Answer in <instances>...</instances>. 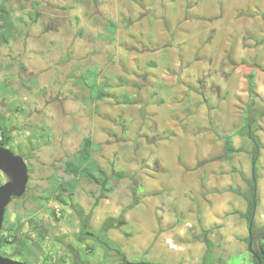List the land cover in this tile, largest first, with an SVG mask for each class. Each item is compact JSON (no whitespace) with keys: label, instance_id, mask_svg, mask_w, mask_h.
<instances>
[{"label":"rangeland","instance_id":"1","mask_svg":"<svg viewBox=\"0 0 264 264\" xmlns=\"http://www.w3.org/2000/svg\"><path fill=\"white\" fill-rule=\"evenodd\" d=\"M8 6L15 26L0 45V83L11 91L0 97V130L30 178L7 209L12 221L33 211L48 229L42 237L24 225L34 246L30 264H113L124 261L118 249L125 261L204 264L207 245L198 237L211 228L213 264H256L244 216L250 201L242 194L256 187L255 222L263 226L264 117L251 118L257 143L236 136L243 151L232 162L220 157L223 137L244 124L252 72L261 98L255 106L264 110V0ZM111 19L118 29L106 40ZM92 66L110 84L103 101L90 102L80 84ZM88 135L102 143L100 164L125 177L98 205V188L86 181L66 203L42 204L54 173L59 182L75 179L64 164ZM254 176L256 186L248 183ZM7 180L0 170V185ZM261 238L253 240L257 252ZM0 253L25 260L15 243Z\"/></svg>","mask_w":264,"mask_h":264},{"label":"trees","instance_id":"2","mask_svg":"<svg viewBox=\"0 0 264 264\" xmlns=\"http://www.w3.org/2000/svg\"><path fill=\"white\" fill-rule=\"evenodd\" d=\"M74 1H94L97 3L100 0ZM14 26L15 23L9 10L8 0H2L0 3V45L9 44L10 39L13 36ZM117 29V21L111 19L107 25L108 34H104L101 37L106 40H112L117 32ZM248 78L251 98L243 117L244 124L223 137L224 148L223 154L220 158L224 161L232 162L236 154L243 151L242 147H237L235 145L234 139L236 136H248L254 143H257V139L252 129L251 118L264 117V110L255 106L257 100L261 99L258 98L259 94L256 87L255 73L252 72ZM32 83L34 86L39 87V82L37 79H32ZM80 84L84 89L88 90V99L90 102L103 101L109 98L111 95L109 91L110 84L107 81L100 79V71L97 66L89 67L82 73ZM10 91L11 86L9 84L0 83V97L6 96ZM9 144L10 137L3 128L0 130V146L2 145L8 147ZM101 148V142L96 141L91 135L85 136L82 139L79 150L69 157L64 164L66 171L73 174L75 179L73 181L59 182L57 174L54 173L51 176V186L46 188L39 196L41 203L46 204L52 199H58L66 203L76 193L77 187L81 181H86L97 186L99 191V200L96 202V205L99 204L100 199L107 197L111 192H113L115 185L125 177V174L115 170L109 172L100 164V162L95 157V153ZM255 181L256 180L253 178L248 180V183L254 185ZM254 191L255 188L253 187L251 193L242 194V196L250 201V214L247 216L243 214L249 219V222L254 209ZM27 221L33 224L34 228L42 237L48 234V229L38 218L33 216V211L18 212L16 220L12 221L9 217V211L7 209L4 221V225L6 224V226H3V229L0 232V246L15 243L18 247V250L25 257L24 261L30 263L28 259L34 253V246L31 242V238L23 233V227ZM5 231L6 233L3 234ZM213 231V228L205 229L201 232V236L198 237L200 240L202 238L203 242L207 245V253H205L203 260L204 264L214 263V258L212 255L216 245L209 237ZM253 235L254 238L264 237V225L258 226L256 222H254ZM116 252L122 258V260L125 261V259H123L125 254L120 249L116 250ZM257 253L260 255L264 263V244L261 245L260 250ZM252 257L256 264H260L258 259L253 254ZM70 264H86V262L74 259Z\"/></svg>","mask_w":264,"mask_h":264},{"label":"water","instance_id":"3","mask_svg":"<svg viewBox=\"0 0 264 264\" xmlns=\"http://www.w3.org/2000/svg\"><path fill=\"white\" fill-rule=\"evenodd\" d=\"M256 165V161L253 162V168ZM0 170L3 171L8 180L0 185V232L3 229L5 214L9 204L13 198L23 196L27 191V185L29 182V168L25 158L21 155H17L14 151L6 146H0ZM254 180L255 176H254ZM256 182V181H255ZM256 186V183H255ZM257 210L256 203V187L254 193V209L249 222V235L250 240L248 243L251 253L258 259L260 264H264L260 255L253 248V227L255 222ZM0 264H30L24 261L15 260L8 256H4L0 253ZM113 264H159L153 262H131L129 260L113 263Z\"/></svg>","mask_w":264,"mask_h":264}]
</instances>
